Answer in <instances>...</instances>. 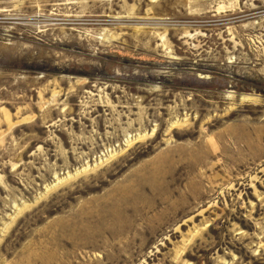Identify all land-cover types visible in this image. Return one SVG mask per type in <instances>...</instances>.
<instances>
[{
    "label": "rangeland",
    "instance_id": "rangeland-1",
    "mask_svg": "<svg viewBox=\"0 0 264 264\" xmlns=\"http://www.w3.org/2000/svg\"><path fill=\"white\" fill-rule=\"evenodd\" d=\"M0 264H264V0H0Z\"/></svg>",
    "mask_w": 264,
    "mask_h": 264
}]
</instances>
